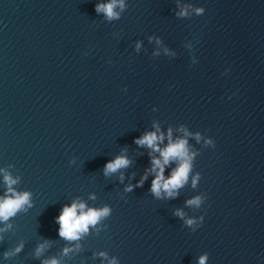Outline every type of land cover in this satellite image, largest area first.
<instances>
[{"label":"water","instance_id":"obj_1","mask_svg":"<svg viewBox=\"0 0 264 264\" xmlns=\"http://www.w3.org/2000/svg\"><path fill=\"white\" fill-rule=\"evenodd\" d=\"M108 2L0 0V198L5 175L30 194L0 220V264H264V0H123L113 19ZM169 129L192 167L157 198L159 153L134 140ZM73 201L109 213L65 240Z\"/></svg>","mask_w":264,"mask_h":264},{"label":"clouds","instance_id":"obj_2","mask_svg":"<svg viewBox=\"0 0 264 264\" xmlns=\"http://www.w3.org/2000/svg\"><path fill=\"white\" fill-rule=\"evenodd\" d=\"M119 6L123 9V0H109L106 4H96L95 10L97 13L103 12L108 19H113L118 16V13L114 11V8ZM197 11H200L199 9ZM178 15H186V12L182 9ZM139 47V45H137ZM159 129L157 128V132ZM185 136L190 135L185 131ZM197 141L199 142V134H195ZM164 135H157L156 132H146L141 137L136 138L134 143L138 146H146L152 150V152H158L159 158L152 156L151 152L149 156L151 157V169L149 171L155 173V176L151 182L150 191L157 197H161V193L165 194L166 198H174L177 194L176 190L182 187L188 179L189 172L191 170L193 159V154L189 153L187 147V140L184 138L177 139L175 142L171 139V130L168 132L169 143L164 147L160 148L158 146V141H163ZM206 144H211L215 147V143L212 140H206ZM170 161H176L177 166L171 171L168 178L164 177V166L168 165ZM130 161L125 156H117L111 161L105 163L103 171L107 176L109 173H114L118 169L128 167ZM199 178V174L193 177V186L196 184V180ZM147 176H142L141 180L137 182V187L142 186L144 180ZM5 183L9 185L5 196L0 198V220H7L10 216L15 215V213L22 208V206L29 201L30 194L27 192L17 194L10 187L12 184L16 183L10 176L5 175ZM132 185H128L125 191H131ZM8 193H12L11 196ZM188 205L199 206L201 203V198L199 196L194 197L186 201ZM109 209L107 207L103 209L86 208L83 202L73 201L70 205H64L57 217H55V222L59 225L58 235L65 240H77L80 234L88 231L89 225H95L97 221L104 216H107ZM175 215L183 218V212L179 209L176 210ZM185 223L192 225L194 221L192 219L186 220ZM47 246V241L37 247L36 254L39 255L40 252ZM20 249L17 248L18 252ZM69 249H64L65 254ZM7 255V254H6ZM101 255H104L101 253ZM205 257H201L199 264H204ZM43 264H58L56 259H51L44 261Z\"/></svg>","mask_w":264,"mask_h":264}]
</instances>
